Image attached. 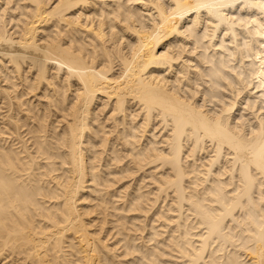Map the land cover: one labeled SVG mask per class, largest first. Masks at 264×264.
<instances>
[{
  "label": "bare ground",
  "instance_id": "1",
  "mask_svg": "<svg viewBox=\"0 0 264 264\" xmlns=\"http://www.w3.org/2000/svg\"><path fill=\"white\" fill-rule=\"evenodd\" d=\"M0 264H264V0H0Z\"/></svg>",
  "mask_w": 264,
  "mask_h": 264
}]
</instances>
